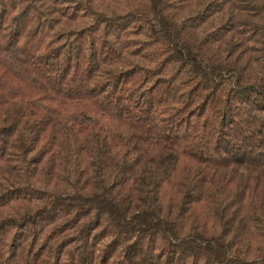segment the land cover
<instances>
[{
	"label": "trees",
	"instance_id": "obj_1",
	"mask_svg": "<svg viewBox=\"0 0 264 264\" xmlns=\"http://www.w3.org/2000/svg\"><path fill=\"white\" fill-rule=\"evenodd\" d=\"M0 264H264V0H0Z\"/></svg>",
	"mask_w": 264,
	"mask_h": 264
}]
</instances>
